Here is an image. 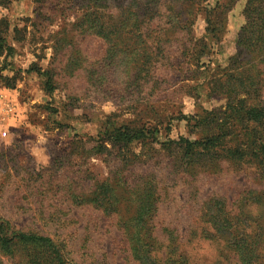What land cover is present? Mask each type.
<instances>
[{
	"label": "rangeland",
	"instance_id": "obj_1",
	"mask_svg": "<svg viewBox=\"0 0 264 264\" xmlns=\"http://www.w3.org/2000/svg\"><path fill=\"white\" fill-rule=\"evenodd\" d=\"M163 2L0 0V32L9 26L7 41L16 51L6 62L0 58V92L24 108V118L0 132V218L10 229L64 245L72 264H139L130 249L143 243L139 238L147 229L154 231L158 246L160 260L154 264H174L181 254L186 264H259L264 256L252 257L264 254V165L214 158L182 169L174 164L177 152L169 153L163 144L180 137L203 142L207 130L225 136L218 124L230 119V97L246 107L264 99V33L248 31L251 40L239 44L247 21L264 25V0L250 3L248 20L249 0H205L208 16L202 12L195 19L193 44L187 39L179 44L169 82L161 80V73L157 84L147 86L143 76H129L125 57L108 58L106 35L73 27L86 14H95L89 29L118 25L121 38L111 36L129 47L134 22L128 19L129 3L151 10ZM149 35L140 37L150 42ZM77 51L97 68L93 80L85 71L65 74ZM37 69L54 72L51 94L45 91L46 77L33 72ZM231 123L234 128L223 142L227 149L260 133L251 123ZM122 126L145 129L156 140L115 144L112 129ZM105 193L109 204L97 206L92 197ZM156 195L155 211L147 217L146 207ZM129 199L144 214L125 226L119 212L105 206L121 203L125 213ZM216 202L223 214H208V205ZM215 229L229 232L216 235ZM247 235L252 244L238 252L231 240ZM254 241H259L255 252ZM19 248L15 256L0 251L2 264H32L26 253L33 246Z\"/></svg>",
	"mask_w": 264,
	"mask_h": 264
},
{
	"label": "trees",
	"instance_id": "obj_2",
	"mask_svg": "<svg viewBox=\"0 0 264 264\" xmlns=\"http://www.w3.org/2000/svg\"><path fill=\"white\" fill-rule=\"evenodd\" d=\"M163 1H165L163 4L151 10L149 8L138 9L136 3H129L128 19L131 22L134 21L133 23H130L131 25H129V36L133 37V44L129 45V47H127L123 41L114 42V38L112 36L117 35V37L120 39V35L123 33V29H121L118 25L106 27L104 24H101L97 26L95 25L94 27L91 26L93 29H89L87 26L90 24L91 17L95 14H86L81 20L79 19L76 23H74L73 27H75L77 30L81 29L82 33L92 32L97 35L100 33L104 36L106 35V37H104L100 34L105 38V43L108 45V58L110 60H114L116 58L119 60L122 57H125L127 60L126 67L129 66V71L131 70L132 72L129 74L130 77H135V79H138V77L140 78L143 76V81L146 82L145 85L147 86L152 83L157 84L160 80H157L156 77L159 74L164 73V75H161L160 77L164 82L167 81L170 74L172 73L168 72V68L177 63V54L180 50L179 44L184 41V39H187V42L192 44L194 41H196L191 27L200 13L207 12L206 15L208 16L209 11L203 8V2L205 0H182L184 4H180V6H178L179 2L172 3L174 0ZM252 1L253 0H249L245 9L247 20L250 17V3ZM188 5H191V7ZM112 12L113 11H111V13ZM126 13H128L127 10L122 11V14ZM212 16L213 15L209 13V26H212ZM136 21H138V23H136ZM161 22L164 24H161ZM153 24H156V27L151 31H148L150 30L149 26H152ZM8 28L9 26H6L3 32H0V58H3L5 62L16 52L15 48L7 41ZM254 29L256 30V33H264V25H251L250 22L248 23L247 21V24L243 28L242 34L239 38L240 45L247 44V42L251 40L250 37H248V31L253 34ZM15 31H17V29ZM148 33H151V35H149L150 42H148L149 38L143 39L140 37V35H145ZM136 36H139V38H136ZM191 48L194 47L192 46ZM86 57L87 56L84 57L81 55L79 51L73 54V57H71L68 63L65 65V74L67 76H74L79 71H85L88 80H93V78H95L97 68H90V63H88V61L86 62ZM33 72L46 77V81L44 82L45 91L47 90L51 94L56 88L54 72L43 71L42 69L33 70ZM233 101L234 100H232V97H230L226 107V112H229L228 117L230 119H228V122L225 125L218 124V128L224 131L225 136L230 134L234 128L229 127L232 125V120L233 126L241 122H246V125L251 123L259 129L260 133L256 132L254 136L250 137L246 142L243 141V144L242 142L239 144L237 143L236 147L231 149L223 147V142L225 140L224 135H219L220 133H214L212 131L208 132V130L205 131L206 138L203 142L193 141L185 137H180L178 140L167 141L163 144V147L166 148V150L171 154L177 152L174 163L177 167L188 169L200 165L202 159L207 160L214 158L228 159L236 162H244L245 160H249L253 164L259 163L264 165V99H260L259 103L252 107H246L242 101H239L238 103ZM196 118L199 125L203 124L204 117L201 114L197 115ZM219 126H224L225 129ZM249 128L250 127L248 126L245 129V132L248 131ZM114 130H116L117 135H113L111 140L115 144L123 143L124 145L128 146L135 142H144L149 138H153V141L156 140L155 137H149L145 129H134L122 126L112 129V131ZM100 152H102V150L99 151V153ZM105 194L107 195V193ZM156 197L157 195L153 197V200L149 201L150 204L146 207L144 213L147 217H150L155 211V205L157 201ZM92 201L96 203L97 206L104 207L105 202L109 204V196H103L101 199L98 197H92ZM129 201L130 202L125 206L127 210L125 213H122L124 212V209H122L123 207L120 206L121 203L119 206L115 205L114 202L111 203V205L105 206L106 210H114V212H119L120 223L121 225L125 226L128 225L129 222L134 221L136 218H140L144 214L141 213V208L139 206L134 207L132 200L129 199ZM219 205V202H216L213 205H208L207 213L209 214L213 212L214 216L217 213L223 214V209H221ZM8 225V222L0 218V251L3 253H10L11 255L15 256V252L17 254L21 251L19 248L21 245L33 246L32 253H26L28 262L31 260L32 264H35V262H37V264H72L67 260L64 254V245L56 243L54 240L46 236H40L31 233L26 234L21 230L18 231L15 229H10ZM215 231L217 235L224 232L227 233L229 232V229H215ZM238 231H240V229H238ZM146 234L148 235L146 236ZM153 234L154 231L147 229V231L143 233V236L139 238V240L144 244L136 243L132 245V248L130 249L133 258L139 264H154L160 260V257L157 255L158 246H156L155 243L156 238ZM231 235L232 234L230 233L229 236ZM249 237L250 236L247 235L246 238H233L231 241H235V250L239 249L238 252H243L248 246L250 247V244L252 243H250ZM134 240H137V237H134ZM258 245L259 241H254V247L251 249L254 252L257 251ZM173 253L174 256L177 255L178 246L173 249ZM23 256H25V254L22 255L21 258H24ZM263 256L264 254L262 255L261 252V256L254 254L252 258L258 261L263 259ZM179 257L180 258H173L174 264H186L185 261L187 260L184 259L183 255L181 254ZM181 259H184L185 261H181ZM263 263L264 262L262 261L259 264ZM0 264H2L1 260Z\"/></svg>",
	"mask_w": 264,
	"mask_h": 264
},
{
	"label": "built area",
	"instance_id": "obj_3",
	"mask_svg": "<svg viewBox=\"0 0 264 264\" xmlns=\"http://www.w3.org/2000/svg\"><path fill=\"white\" fill-rule=\"evenodd\" d=\"M17 115L15 104L0 92V123L6 122Z\"/></svg>",
	"mask_w": 264,
	"mask_h": 264
},
{
	"label": "crops",
	"instance_id": "obj_4",
	"mask_svg": "<svg viewBox=\"0 0 264 264\" xmlns=\"http://www.w3.org/2000/svg\"><path fill=\"white\" fill-rule=\"evenodd\" d=\"M16 105V104H15ZM20 108H18L17 106H16V108H17V117L16 118H11L10 119V121L9 122H7V123H4V124H0V132L2 133L4 130H7V128H8V125H10V126H13V125H16V123L18 122V119L17 118H19V122L24 118V114L22 113V115H23V117H22V115H21V113L20 112H23V107H22V105L21 106H19Z\"/></svg>",
	"mask_w": 264,
	"mask_h": 264
}]
</instances>
